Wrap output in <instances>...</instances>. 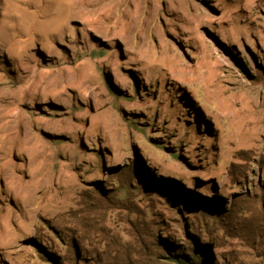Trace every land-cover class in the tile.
<instances>
[{
  "label": "rangeland",
  "instance_id": "obj_1",
  "mask_svg": "<svg viewBox=\"0 0 264 264\" xmlns=\"http://www.w3.org/2000/svg\"><path fill=\"white\" fill-rule=\"evenodd\" d=\"M75 1L0 0V264H264V0Z\"/></svg>",
  "mask_w": 264,
  "mask_h": 264
},
{
  "label": "bare ground",
  "instance_id": "obj_2",
  "mask_svg": "<svg viewBox=\"0 0 264 264\" xmlns=\"http://www.w3.org/2000/svg\"><path fill=\"white\" fill-rule=\"evenodd\" d=\"M71 2L73 3V7H74V10L76 9L75 7V4H76V1L75 0H71ZM55 3V2H54ZM78 3V2H77ZM75 13H79V11L77 10ZM33 26V25H32ZM27 40H30V38H28Z\"/></svg>",
  "mask_w": 264,
  "mask_h": 264
}]
</instances>
